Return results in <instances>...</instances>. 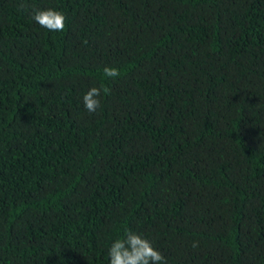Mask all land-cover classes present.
<instances>
[{
	"label": "trees",
	"instance_id": "16d2710c",
	"mask_svg": "<svg viewBox=\"0 0 264 264\" xmlns=\"http://www.w3.org/2000/svg\"><path fill=\"white\" fill-rule=\"evenodd\" d=\"M126 230L264 264V0H0V264H109Z\"/></svg>",
	"mask_w": 264,
	"mask_h": 264
},
{
	"label": "clouds",
	"instance_id": "9594fccd",
	"mask_svg": "<svg viewBox=\"0 0 264 264\" xmlns=\"http://www.w3.org/2000/svg\"><path fill=\"white\" fill-rule=\"evenodd\" d=\"M25 7V5H21ZM31 18L42 28L50 32H60L65 28V16L56 9H39L33 6ZM103 74L107 78H117L120 72L115 67L105 66ZM101 88L91 87L83 96L84 107L94 113L100 107ZM194 248L198 242H193ZM109 264H162L165 258L156 250L151 242L140 234L126 230L124 238L115 239L109 249Z\"/></svg>",
	"mask_w": 264,
	"mask_h": 264
}]
</instances>
